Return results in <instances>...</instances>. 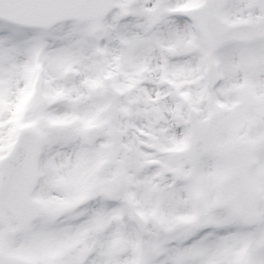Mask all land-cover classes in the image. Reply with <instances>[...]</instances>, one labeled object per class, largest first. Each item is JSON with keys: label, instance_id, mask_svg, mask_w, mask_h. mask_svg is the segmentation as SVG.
<instances>
[{"label": "snow or ice", "instance_id": "snow-or-ice-1", "mask_svg": "<svg viewBox=\"0 0 264 264\" xmlns=\"http://www.w3.org/2000/svg\"><path fill=\"white\" fill-rule=\"evenodd\" d=\"M0 264H264V0H0Z\"/></svg>", "mask_w": 264, "mask_h": 264}]
</instances>
